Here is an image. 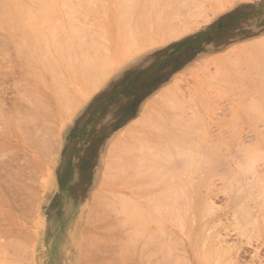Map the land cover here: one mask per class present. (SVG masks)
Returning <instances> with one entry per match:
<instances>
[{
    "label": "rangeland",
    "instance_id": "rangeland-1",
    "mask_svg": "<svg viewBox=\"0 0 264 264\" xmlns=\"http://www.w3.org/2000/svg\"><path fill=\"white\" fill-rule=\"evenodd\" d=\"M80 1L81 0H70L68 1L69 3H67V7L66 5L62 6L60 9L61 11L57 12L58 14L57 22L58 23L62 22L60 21L61 18L59 19L60 22L58 21V18L60 16L62 17L61 20H64V22L68 24L66 29L68 27L71 28V29L68 28L66 32L73 34V35L70 34L71 35L69 37L70 41L73 40V38H75L74 35L76 33L78 34V32H81L80 34L83 35L80 36V34H78V36L82 37L83 41L85 39L86 41L88 40L90 41V42L84 41L85 45L87 44V47H90L91 44L93 43L97 49V54H99V56L103 54V52L105 53L111 52L112 55L117 56V58L111 63L112 65H110L108 71L109 74L104 73L106 74V77L103 74L104 76L102 75L103 77L101 78V80H99L100 82H98V85H95V87L97 86V88L93 87L94 88L93 90L88 89V91L91 90V92L85 93L84 95H82L81 92H78L81 95L78 96L77 93L76 96H73L74 97L73 102L76 101L77 103L76 102L71 103L72 101H70L71 105L73 106H71L70 104H66L67 106L70 105L71 107L69 108H67V106L66 108L64 107L67 110L69 109L70 113L66 114L68 112L67 111L64 114V109H62V112L60 114L55 113L56 119L54 118L55 115H53V118H51L52 114L54 113L50 112L53 110H55L56 112V107L58 106L57 105L58 102L56 101L55 98L56 93L54 86H52L49 89L47 86H45L47 80L44 82L41 81L40 83V81L33 78L34 77L33 75L31 74H30L31 76L28 75L30 72L29 70H27V74H26L25 65H27L29 61L28 59H25L26 55L23 58L24 54L21 56L20 54L21 52L16 48L25 45L22 43V41L25 43L27 42L26 36H23L24 38L21 37V39L23 38L22 41H18V39L20 35H26V34H23L19 30L13 31V28H16L17 26H13L12 28L11 27L7 28V24L1 22L0 19V22L2 23V24L0 23V164H1L0 173L2 176V178L0 176V197H1L0 198L1 199L0 200V246H1L0 261H4L2 263L0 262V264H12V263L20 264L21 262L22 263L24 262L23 264H87V263L97 264V262H99L98 264H126L125 261L127 260V258L125 259L124 256H127V254H122V249H121L122 247L121 236H123L124 233L121 232L119 228L114 229L113 224L111 228L108 227V225L110 226V223L115 222L114 221L115 218L113 216L112 217L110 216L107 219L105 217L106 212L105 215H103L104 211L98 212L96 209L101 210L102 208L100 207V202H96V201L103 199V197H101L100 199H96V201L94 200V198L97 195H99L97 196L99 198L101 193L105 192L103 190L104 188L108 189V188L116 187L120 189L122 188L126 191L128 189H131L132 186L135 185L137 186L141 184V183H133V182L134 180L136 182H139L137 180L138 178H140L139 176L142 175L143 169L145 170L144 171L145 174H146V169H149L145 167H147L146 162L149 163L147 161V158L149 159L151 157L145 154L147 153L149 154L151 150L155 149L156 151L153 152H156V154L152 152L151 153L153 155L154 154L157 155L158 153L157 151H159L158 147H161V145L165 144V141H167V137L164 136V133L161 132V129L163 128L164 130L167 131L171 129V126L174 127L176 125V122L177 125L179 123V125L182 128L183 125L190 127L194 131V134L192 133L193 135H195L196 132L199 133L196 134L198 137L200 135L199 138L201 139L205 136L202 140L196 138L198 139L197 141L196 139H194L195 137L191 134L194 137L193 139L197 142V144L200 145L201 148L202 145L203 147L209 148L206 149V152L207 153L209 152L208 153L209 156L207 155V153H205L204 150L205 148L204 149L202 148L203 149L202 153L204 154H202L201 156L200 163L198 160H195L198 158L197 157L198 154L196 155L195 152L199 151V153H201L200 152L201 148L198 145L196 146H198L200 149L193 148L191 146L192 144H190L191 148H193L192 149L193 151L191 150V152L194 153L193 154L194 156H192V153L189 152L190 151L189 148H187L189 151L182 150V153L184 152L183 155L185 156H183L182 153L181 154L178 153L180 157H178L177 154L175 155L178 157V159L179 158L181 159L183 157H184L183 159H185V157L191 158V156L193 158L196 156L195 159L194 158L191 159L194 160L193 163H196L194 165L195 168L198 169L199 167H201L199 169L202 170V173L201 171H199V169H198L199 172L198 171L195 172L198 175L192 174L190 172L191 175L193 176H188V178L190 177V179L191 178L193 179L192 181L190 180V182H192L191 184L195 183L199 185L197 190H195L196 192H194L193 197H189L188 199L189 202L190 199L193 201V202L191 201L190 204L197 202V204L199 203L203 205L204 202L207 203V208L205 207V209L202 210L203 211L202 214L206 215L204 216V221H203L206 223V225L201 224V226L202 227L205 226V229L207 230L206 231L204 230V232H198L197 237H199L202 240H204L207 237V239L210 240L211 246L213 245L214 247L217 245L216 248L220 247L219 249H221L222 251L223 248L225 247L224 249L225 252H228V260L230 262L232 260L231 264H238V262L239 264H264V215H262L264 213L263 212L264 201H262L263 204L260 203V199L264 196V192H263L264 190L262 189L263 191L262 190H259L260 192L258 191L259 194H261V197L260 196H258V198H256L257 196L254 197L256 200H253L254 199L253 196L255 195V193L257 194L258 192L254 191V189H253L254 194L250 195L252 197L249 198L251 200H247L248 198H246L247 203L245 200L244 204L247 205L249 203L247 206L248 209L246 208L249 213L244 210L247 213L245 212L240 213L241 215L239 216V218L241 217L243 219L246 218L247 215H249L248 218H251V221L247 220L248 218L246 220L241 221V219L239 220L237 218L238 214H236L233 209H230V202L232 198L229 194V190H227L228 193L226 192L227 188L225 187L226 185L229 184L227 183L226 185H224L226 182L225 175L227 174L228 170L235 173L237 171L236 173L237 175L239 173L238 170H240V172H243L241 168L238 169V165L241 162H243L245 158V156L243 157V154L245 153L243 152V149L253 145L254 142H257L258 140L257 141L254 140L255 138L258 139L259 137H261V135L264 137V125H263L264 122L263 123L258 122L256 120L257 119L256 117L253 118L254 115H256V113L252 114L255 111L250 107L251 105H254L256 103L255 99L261 98L260 100H262L264 98V97L263 98L260 97L259 94L260 93L259 89H261L260 85H262V87L264 85L263 82H261L262 79L259 80L258 78L262 76L261 74L264 71L263 69L264 52H261L264 51V0H220V1L198 0L200 1V3L204 2V4H206L205 6L201 5L202 9L199 8L200 6H197V8L194 9L193 7H195V4L192 7V5H190L189 3V0L187 3H185L186 7L182 5L184 4L183 0L182 1L179 0L180 2L176 0L177 3L179 2L178 5L176 3L179 9V11L176 12H172L175 10L173 8H176L177 10V7H174L176 6L174 5L176 2L175 0H174L175 2L172 1L171 6L169 5L170 7L167 8L168 9L167 11L165 9L168 6V4L167 6H164L165 9L162 8L161 5H157L158 7L155 6V8L159 10L158 16L160 15L164 19L167 18L166 21H168L167 24H169L167 25L169 26L168 30L170 31V29L175 25L176 19L178 18L177 16L175 18V14H177L180 18L179 20H181V23L179 25L176 23V25L180 27H184L185 28L184 32L183 30H180L179 32L180 34L179 33L177 34L178 31L176 33L175 31H173V33L171 32L170 34L174 36L178 35L176 37L171 35L174 38L172 37L169 38L170 34L164 32L167 37L163 38L162 40L161 39L162 36L160 37V33H159L160 31H159L157 32L158 35L156 33V35H153L151 39L149 38V40L151 41L148 42V40L147 41L143 40V42L144 41L145 42L136 46L137 48L135 47V49H133L134 47H132V49H129L131 53L128 51L125 52L119 51L121 49L118 47V41H119V36L122 34L121 32L122 28L120 29V33L118 32L119 31L118 29L120 27H123V24L122 26L120 24H117L112 17L114 12L113 7L115 6L112 4L114 0H106V2H104L105 0H96V1L93 0V2L95 1L94 3L96 4L90 3L88 7L87 6L84 7V5L83 7H80L79 6ZM78 2L79 4H75ZM114 2H116V0ZM70 4L71 5L73 4V6H71ZM74 5H76V7ZM187 5H190L189 6L190 8L188 7L187 9ZM181 6L185 8L183 9ZM89 7L92 9L90 10ZM191 7L193 8V10H191V12L193 11L192 13H194V10L197 11V9L201 13L197 11V13L200 14H197L196 12L194 14H191L189 10L192 9ZM62 8L64 11L62 10ZM82 8L85 9V11L82 10ZM100 8L102 9V11ZM161 8L166 12H164ZM181 8L182 10L186 9L184 12H187V10H189L188 12H190L191 17L192 15H194V17L190 18L193 21H191L190 19L189 21L187 20L185 21L187 23V27L190 26L191 28V29L188 28V31L186 24L184 22L185 20L184 18L187 17L184 18L181 17L183 13V11H180ZM96 9L100 11H97ZM70 10L71 11L74 10V11L71 13ZM154 10H155L154 12L155 14L156 9ZM62 11L63 14H61ZM171 12L174 13L173 14L174 17H172L173 15L172 16L170 15ZM75 13L78 14V16ZM169 16H171L172 19ZM185 16L190 17L189 14ZM70 18H72L73 20H71ZM74 18L77 19V20L75 19L77 22L74 20ZM169 18L170 20H173L175 18L174 19L175 22L172 21L169 22L168 20ZM65 19L73 24L75 23V25L77 26H74ZM78 19L80 21L82 20L81 21L82 23L78 21ZM177 22L180 21H178L177 19ZM76 23L79 24L81 23L82 27L81 25ZM183 24L184 26H182ZM176 25L175 27L172 28V30L176 29L177 27ZM156 27L157 26H155V28ZM78 28L80 29L77 31ZM72 29L76 30L77 32L76 31L70 32L72 31ZM91 30L94 32H91ZM16 33L17 35L20 34L17 37L18 39L14 37V35L16 36ZM87 34L88 36L90 35L89 36L90 39L88 38V36H86ZM91 36L92 37L94 36L93 37L94 39L95 37L96 39L101 37L103 40L106 38L108 44L104 43V41L101 38L95 40L98 42L100 41L99 43H96ZM84 37L86 38L84 39ZM92 40L93 42L91 43ZM17 41L19 43H17ZM102 41L104 44H106V45L103 44V46L106 47L105 50H104L105 47H101L103 48L102 50L103 52H101V49L100 50L98 49V46L102 44L101 43ZM15 43H17L16 46ZM261 45L263 48L261 47ZM257 46H259L260 48H258ZM261 48L263 50H261ZM116 50L119 51L121 55L122 54L123 55L121 56L120 54H118ZM16 51H18L19 53L18 52L16 53ZM23 74L26 75V77ZM33 79H35L34 82ZM36 82L38 84H36ZM43 83H45V85H42ZM258 83H260V85ZM167 88L169 90L168 92H166ZM170 90L175 94L172 93ZM43 91L47 95L45 94V96H43L44 95L42 94ZM160 92H162L163 94L161 93L162 94L161 95ZM169 92L171 93L169 94ZM27 93L30 96L31 101L29 100V96L27 95ZM167 93L169 94V96ZM33 94L37 96V98L35 97V99L38 100L40 99L41 101V102L39 101L40 104L38 102H35L37 100L34 99ZM173 94L178 99H176V97H174ZM38 96H40L41 98ZM171 96H173V98ZM31 97H33L32 98L33 100L31 99ZM42 97L43 98L46 97L47 99L46 98L43 99ZM51 97L54 100L51 99ZM259 99H257L256 101H260ZM49 100L50 101L53 100L55 102V105L53 101L50 102ZM32 101H34L35 103L34 102L32 103ZM174 101L176 103H174ZM32 104L33 105L38 104L42 106L36 109V106L34 108ZM172 104H174L175 106ZM28 106L30 109L28 108ZM195 106L197 109L195 108ZM179 107L180 109H178ZM41 108L43 109V111H41L42 110ZM184 108L186 110L187 109L190 110L184 111L185 110ZM150 109H153V111H151ZM155 110H156V115L159 112L158 116L155 115ZM14 111H16L18 114L20 113V116H18V114ZM30 111L33 113H31ZM174 111L178 115L177 118H180L181 120L178 119L175 120V116H172ZM47 112L48 115H46ZM193 112L196 116L192 114ZM27 113L30 114V118L31 117L33 118V119L31 118L32 120L28 117L29 114ZM239 113L241 116L238 115ZM159 114L163 116L161 118L163 119L167 118L166 119L167 121L164 120L165 122L162 124L163 127L161 125V128H160V124L158 123L163 119H160L161 115ZM24 115L25 118L23 117ZM246 115H248V117L250 118L248 119ZM184 116H188V119H190L191 121L189 120L185 122L188 119ZM16 117L19 118L15 119ZM153 117L154 119H156L155 120L156 122H154L155 125L158 121L157 123L158 125H156L157 128L154 127L155 126L154 124L153 125L150 124V122L152 123V121H154L152 120ZM168 118H172V119L169 120ZM149 119L152 121L148 122ZM183 119L186 120L184 121ZM238 119H240V121ZM253 119L255 120V122ZM29 120H30V124H29ZM173 120H175L176 122ZM52 122H55L57 124ZM171 122H173L172 125ZM195 122L197 123L194 126L193 124ZM23 123L26 124L25 127ZM144 123L147 125H145ZM188 123H191L190 125H192V127L194 128L189 126ZM55 125L58 127H56ZM179 125L178 127H180ZM146 126H148L149 128ZM165 126L166 129L164 128ZM34 130L35 132L37 131L36 135ZM171 134L169 136H171ZM50 135L52 137H50ZM165 135L167 136L166 132ZM184 135L186 134H183V136ZM187 135L189 138L190 134ZM17 136L18 138H20L19 140ZM26 136L28 137V140H26L27 139ZM39 136L42 137L43 139L40 138ZM160 136H162L163 138ZM191 137L190 139L192 141H190V143L193 142V139ZM52 138H54L55 141ZM138 139L139 141H137ZM56 140L58 144L55 143ZM128 140H131L132 142ZM141 140L143 141L147 140V141L143 142ZM45 141L47 144L45 143ZM51 141L52 142L54 141L53 144ZM127 141L128 143L131 142V145L128 144ZM147 142L149 143V145H147L148 144ZM139 143L142 144V146L143 144L144 146L146 144L145 147L147 148L149 147L148 150L150 149V151L147 150L148 151L147 152L144 146L139 148L138 151H136L137 150L136 148L140 146ZM54 144L56 145L54 146ZM111 147L113 148L116 147L115 148L116 151H114ZM15 148L17 149V151ZM186 151L188 152L185 154ZM130 154L132 156H130ZM263 154H264V150H263ZM118 156L120 157L123 156V157L117 158ZM204 156H207L208 158V159L204 158L205 163L202 162ZM128 157H130V159ZM136 157L138 159H136ZM177 157H174V160ZM111 158H113L112 161ZM116 158L119 162L113 164V161L115 162ZM153 158L156 159L155 156ZM153 158H151V161L153 160ZM128 159L130 161H128ZM262 159H261L262 163L258 162L257 167L256 166L254 167V171L256 168V172L257 174L258 173L259 174L257 175L256 172L253 173H255V175L257 176L263 175L262 176L263 179L264 157ZM137 160L141 161V163L138 162ZM217 160L220 161L221 163L217 162ZM10 161L12 164L10 163ZM132 161L136 166H133ZM195 161H197L198 163ZM121 162L122 164H120ZM127 162H129V164L131 163L130 166L129 165L125 166ZM139 163L142 165L139 166ZM107 164H110L109 167L112 165L110 167L111 169L109 168L110 172L113 171L116 172L117 167L118 168L122 167L121 169H124L123 171L120 172L118 170L120 172L119 174L121 175V178L122 177L124 178V176L128 172L127 171L125 173L124 171L128 169L129 175L133 177V178L130 177L131 182H129V178H128L127 180L128 183L127 181L125 183L124 181L126 179L125 178L120 179L119 175H118L119 177L117 176L118 182L116 178H114L116 181L115 182L114 179H112V177L111 178L105 177V176L109 177L108 174L104 176V173H106V171H109V169L107 170L108 168ZM143 164H145L144 165L145 167L143 166ZM119 165L121 166L119 167ZM131 165L133 166V169H130L132 168ZM211 165H213V168ZM259 165L261 166L260 169H259ZM2 166L5 167V169H3ZM6 167H9V169ZM24 167H26L27 169ZM203 167L206 169H204ZM229 167L232 169H230ZM20 169L23 170L21 171ZM208 171H211L212 173L214 171V174L209 175ZM20 172H23L21 173L22 177H19ZM123 172L125 175L123 174ZM32 173L35 174L32 175ZM144 173L143 175H145ZM200 173L202 175H199ZM253 173L252 175L254 176ZM244 174H242V176L238 175L240 176L239 179L240 178L242 179L240 182L238 180L237 183V179H238L237 176L236 177L237 179H235L236 180L235 183H237V185L240 184V186H241V182L245 184L247 181H248L247 183L253 184L257 176L253 177L251 175V172L250 175L246 174V176H244ZM5 175L6 176L8 175V177L9 176L10 177L7 179ZM243 176L245 177L244 179ZM11 177L12 179H10ZM15 177L18 179H16ZM30 177L31 178L37 177V178L35 179L33 178L34 179L33 180ZM152 178L154 179L152 181L154 182L157 181L155 175ZM246 178H248L249 180L247 179L246 181ZM263 182H260L261 184L259 188L262 187ZM130 183H132V186L124 185ZM185 185L188 186V183ZM187 186H185L186 189L188 188ZM26 188L29 194L26 193L27 192ZM28 188L32 190H28ZM156 190H157V183H155L153 191L156 192ZM30 191H32L31 194ZM35 193H37V195H35ZM153 193L148 192L149 195ZM27 197L29 199H32L31 200L32 204L28 203L30 201H28ZM262 199L264 200V198ZM38 201L40 206L37 204L38 206L37 207L36 203H38ZM256 201L258 202V205L260 207L255 206L257 205ZM4 202L6 203V205ZM96 204L98 205V207L95 206ZM187 204L189 203L187 202ZM190 206L192 205H189V208ZM249 206H252V208H250ZM258 208H260V210H258ZM5 209L6 210L9 209V210L6 211ZM92 210H96V211H92ZM9 211L11 213H9ZM93 212L94 213L97 212L99 215L102 214L104 218H106L105 219L106 221L102 220L103 222H100L101 220L98 221L99 218L97 219L96 217H95L96 219L94 218L95 220L92 219L94 214L92 215L91 213ZM233 212L234 214H236L235 215L236 217L233 216ZM205 213H208V215ZM242 214H244L245 217L242 216ZM31 216L32 217L36 216V217L32 218ZM90 216H92V218H89ZM235 218L237 221L238 220L241 221L240 224L243 225H239V223L236 222ZM255 225H258L256 226L258 230H256ZM74 226H78L79 229L78 232H73ZM243 226L244 228H242ZM250 228L253 229L250 230ZM237 229L241 230L242 232H240L239 230L237 231ZM168 233L169 232L167 233L164 232V234H162L163 236H165L163 239L167 240V244L170 247L169 248L168 245L166 244L167 246L165 247L168 250L163 249L164 247L162 249L165 251L161 250L160 245L162 241L159 240L157 237H156L157 239L154 238L156 239L154 240V242L155 241L156 242L148 246L147 249L152 253L151 254L152 260L155 259L156 257L157 259L161 258V256H163V254L166 253L167 255L166 254L165 255L170 258L168 262L166 260V264H176L175 262H178L177 260H180L183 255L185 249L184 244L186 245L187 241L183 237L185 235L182 232H170L169 235ZM88 234L90 235L92 234V236H94L92 237L94 238V240L91 239L92 240L91 242L89 241L90 239L87 240V237H90V235ZM170 234L172 236H170ZM84 235L85 236L88 235L86 239L84 238ZM96 236L103 237L102 240L101 238H97V240L98 241L100 240L101 243L100 242H98V244L96 243L95 240ZM169 238L170 240L173 241L171 242L168 241ZM74 241H76L77 244H75ZM88 241L90 242V245L93 246H90ZM177 241L179 245H177L178 244ZM3 242H5L4 246L2 245ZM8 244H10V246H8ZM25 245L26 248L28 247L27 248L28 251L26 248H24ZM5 246H7L8 249ZM156 246H157V250H156ZM109 247L110 249H108ZM158 247H159V251H158ZM6 250H8V252H11V254L13 255H11L10 253H6L7 252ZM14 250L16 255L20 254L21 252L19 257L17 256L18 263L13 262L16 261L14 260V258H16V256H14L13 253ZM114 252H116L117 254L116 253L114 254ZM23 253H25L26 255ZM113 254L118 257L116 258L114 256L116 258L115 259L113 257ZM233 254L235 255V257L233 256ZM85 255L87 256V258ZM111 255L113 257L112 260L115 259V261L112 263H110L111 258H109ZM119 255L120 257L122 255L124 256H122V258L119 259L120 258ZM21 256L22 257L25 256L28 260L25 257L21 258ZM133 257L132 256L128 257L129 259L127 260L128 261L127 264H140V262H138L137 259ZM167 257H165L164 259H166ZM98 258H100V260ZM171 259L172 260L175 259L176 261L174 260L175 262L173 263ZM215 260L216 257H214V259L212 260L213 264H219L222 261V260L220 261V258L216 260L217 262ZM179 263L180 262H178V264Z\"/></svg>",
    "mask_w": 264,
    "mask_h": 264
},
{
    "label": "bare ground",
    "instance_id": "bare-ground-1",
    "mask_svg": "<svg viewBox=\"0 0 264 264\" xmlns=\"http://www.w3.org/2000/svg\"><path fill=\"white\" fill-rule=\"evenodd\" d=\"M68 1H70V0H0V19H1V22H4V24H7V28H12L13 26H17L16 28H13V31H17V30H19L20 32H22L23 34H26V35H20V37H19V39L17 38L19 35H17V33H16V36L14 35V37H16L17 39H18V41H22V39L24 38L23 36H26L27 37V42L25 43V42H23L22 41V43L23 44H25V45H23V46H20L19 48L18 47H16L21 53V56L23 55V58H24V56H25V59H28V61H29V65L27 64V65H25L26 67H25V73L27 74V70H29L30 72H29V76H31V75H33L34 77L33 78H35V79H37L38 81H40V83H41V81L42 82H44V81H46L47 80V82H46V85H45V83H43L42 85H45V86H47L49 89L52 87V86H54V89H55V93H56V95H55V98H56V101L58 102V106L56 107V112H55V110H53V111H50V112H53L54 114H52V117L51 118H53V115H55V113H57V114H60L61 112H62V109H64V114H65V112H67L66 114H68V113H70L69 112V109L67 110V109H65L66 108V104H70L71 105V103H74V102H76V101H74L73 102V100H74V97L73 96H76L77 95V93L78 92H81L82 93V95H84L85 93H88V92H91V90H93L94 88L93 87H95V85H98V82H100L99 80H101V78L105 75V77H106V74H109V67H110V65H112L111 63L117 58V56H114V55H112V53L110 54L109 52V54L106 52H103L102 50H103V48H101V47H105V46H103V44L104 43H106V44H108V42H107V40H106V38L103 40L101 37V39L104 41V43H103V41L101 42L102 44L101 45H99L100 46V48H99V46H98V49L100 50L101 49V52H103V54H101L100 56H99V54H97V49H96V47L94 46V44L92 43L93 42V40L91 41V43L93 44H91V46L90 47H87V44L85 45V42H90L89 40L88 41H86V37H84V41L82 40V37H80V36H82L80 33L81 32H78V34H80V36H78V34L76 33L75 35H74V37L76 38V40H75V38H73V40H69V37L71 36V35H73V34H71V33H69V36H68V33H66L67 32V29L69 28H67L66 29V27L68 26V24L67 23H65L64 22V20H61L62 19V17H60L59 16V18H58V21H59V19H60V21H62V22H60V23H58L57 22V16H58V14H57V12L59 11H61L60 9H61V7L62 6H64V5H66V7H67V3H69ZM89 1V2H88ZM91 0H81L80 1V4L82 5H80L79 4V2L78 3H75V4H79V6L80 7H83V5H84V7H88V5L90 4V3H94L93 2V0L90 2ZM115 1V0H114ZM113 1V5H115L114 7H113V10H114V12H113V15H112V17H113V19H114V21L117 23V24H120L121 26H122V24H123V27H120L118 30V32L120 33V29H121V32H122V34L119 36V41H118V47L121 49V50H119L120 52H125V51H128V52H130V50L129 49H132V47H134L133 49H135V47L136 46H138V45H140L141 43H144L143 42V40H148V42L149 41H151V40H149V38L151 39V37H153V35H156V33L157 32H159L160 33V37H161V39L163 40V38H165V37H167L166 35H165V33L164 32H167L168 34H170L171 32L173 33V31H175V33L177 32V34L180 32V30H183V32H184V27H180V26H177L176 25V23L179 25L180 23H181V20H179L180 18H179V16L177 15V14H175V18H176V16L178 17L177 19H178V21H180V22H177V19H176V22H175V18L173 19V20H170V18L168 19L169 20V22H175V25L177 26L176 27V29H173L172 30V28L173 27H175V25L170 29V31L168 30V28H169V26H167V25H169V24H167V22L168 21H166V19L167 18H163L162 16H158V12H159V10H157V8H155V6L156 7H158L157 5H161V7L162 8H164L165 9V7L164 6H167V4H168V6L166 7V11L168 10L167 8L168 7H170L171 6V4H172V1L173 2H175L174 0H116V2H114ZM177 1H179V0H177ZM177 1L175 2V4L174 5H176V3H177ZM182 1V0H181ZM186 1V0H185ZM184 0H183V2H184V4H182V5H184L185 7H186V5H185V3H187L188 2V0L185 2ZM220 1V0H219ZM74 2V1H73ZM73 2H70V3H73ZM99 2V1H98ZM104 2H106V0L104 1ZM180 2V1H179ZM178 2V3H179ZM182 2V3H183ZM216 2V1H215ZM83 3V4H82ZM114 3H116V4H114ZM178 3H177V5H178ZM189 3H190V5H192V7L194 6V4H195V7H193L194 9L195 8H197V6H200L199 8H201L202 9V6L201 5H203V6H205L206 4H204V2H202V3H200V1H198V0H189ZM200 3V4H199ZM94 4H96V3H94ZM103 4V3H102ZM106 4V3H105ZM197 4V5H196ZM69 5V4H68ZM71 5V4H70ZM100 5V4H99ZM170 5V6H169ZM174 6V7H177V10H176V8H173V9H175L174 11H172V12H176V11H179V9H178V6ZM190 5H187V9H188V7L190 6ZM209 5V4H208ZM217 5V4H216ZM71 6H73V4L71 5ZM75 7H76V5H74ZM78 6V7H79ZM97 6V5H96ZM101 6H103V5H101ZM173 6V5H172ZM221 6V5H220ZM65 7V8H66ZM79 7V8H80ZM90 7H91V5H90ZM89 7V8H90ZM93 7V6H92ZM179 7H180V5H179ZM182 7V6H181ZM184 7V8H185ZM191 7V8H192ZM209 7V6H208ZM70 8V7H69ZM161 8V9H162ZM183 8V7H182ZM182 8H181V10L180 11H183V13H182V16H181V13H180V16L181 17H187V18H184L185 20H184V22L187 20V21H189V19L190 18H192V17H194V15H192V17H191V14H194L195 12L197 13V11H198V9H197V11L196 10H194V13H192L191 12V10H193V8L192 9H189L190 10V12H191V14H190V12H188L189 10H187V12H188V14L190 15V17L189 16H185V15H188L187 14V12H184L185 10H182ZM183 8V9H184ZM190 8V7H189ZM206 8V7H205ZM92 8H90V10H91ZM101 9V8H100ZM154 9H156V13H157V15H156V13L154 14V12H155V10ZM210 9V8H209ZM62 10H63V8H62ZM69 10V9H68ZM82 10H84L85 11V9H83L82 8ZM97 10V9H96ZM103 10H104V8H103ZM163 10V9H162ZM64 11V10H63ZM63 11L61 12V14H63ZM71 11V10H70ZM74 11V10H73ZM73 11H71V13L73 12ZM97 11H100V10H97ZM101 11H102V9H101ZM164 11V10H163ZM166 11H164V12H166ZM202 11V10H201ZM76 12H77V10H76ZM91 12H93V11H91ZM96 12V11H95ZM162 12V11H161ZM171 12V13H172ZM198 12H200V11H198ZM66 13H67V11H66ZM78 13H79V11H78ZM102 13V12H101ZM104 13V12H103ZM170 13V15L172 16L174 13H172L171 14ZM178 13V12H177ZM186 13V14H185ZM201 13V12H200ZM200 13H197V14H200ZM76 14V13H75ZM83 14V13H82ZM165 14V13H164ZM67 15V14H66ZM65 15V16H66ZM77 16H78V14H76ZM81 15V14H80ZM162 15V14H161ZM86 16V15H85ZM164 16H166V15H164ZM171 16H169V17H171ZM67 17V16H66ZM70 17H71V15H70ZM172 17H174V15L172 16ZM172 17H171V19H172ZM196 17V16H195ZM197 17H198V15H197ZM73 18V17H72ZM72 18H70L71 20H73ZM102 18V17H101ZM64 19V18H63ZM68 19V18H67ZM76 18H74V20H75ZM80 19V18H79ZM78 19V21H80ZM82 19V18H81ZM66 20V19H65ZM77 20V19H76ZM75 20V21H76ZM104 20V19H103ZM191 21H193L192 19H190ZM66 21H68V20H66ZM82 21V20H81ZM80 21V22H81ZM92 21V20H91ZM121 21V22H120ZM0 22V23H1ZM69 23H71L70 21H68ZM74 22V21H73ZM77 22V21H76ZM83 22H84V20H83ZM86 22V21H85ZM82 23V22H81ZM81 23L79 24V23H76V24H79V25H81ZM92 23V22H91ZM94 23V22H93ZM2 24V23H1ZM3 24V25H4ZM67 24V25H66ZM71 24H73V23H71ZM85 24V23H84ZM185 24H186V27H187V23L185 22ZM9 25H11V26H9ZM74 26H77V25H75V23L73 24ZM95 25V24H94ZM97 25V24H96ZM98 25H101V24H98ZM189 25H191V24H189ZM6 26V25H5ZM5 26H4V28H5ZM69 26H70V24H69ZM155 26H157L156 28H155ZM182 26H184V24L182 25ZM81 27H82V25H81ZM85 27V26H84ZM19 28V29H18ZM98 28V27H97ZM99 28H101V27H99ZM183 28V29H182ZM188 28H190V26L189 27H187V31H188ZM14 29H16V30H14ZM69 29H71V28H69ZM74 29V28H73ZM72 29V31H70V32H75L76 30H73ZM76 29V28H75ZM80 28H78L77 29V31L79 30ZM191 29V28H190ZM66 30V31H65ZM103 30V29H102ZM167 30V31H166ZM172 30V31H171ZM9 31H12V30H9ZM76 31V32H77ZM84 31V30H83ZM89 32V31H88ZM91 32H94V31H92L91 30ZM106 32V31H105ZM85 33H86V31H85ZM174 33V34H175ZM182 33V32H181ZM71 34V35H70ZM95 34H96V32H95ZM167 34V35H168ZM180 34V33H179ZM9 35V34H8ZM7 35V36H8ZM157 35H158V33H157ZM172 34H170L169 35V38H171L172 36H174V35H172ZM84 36H85V34H84ZM86 36H88V34L86 35ZM90 36V35H89ZM89 36H88V38H89ZM176 36H178V35H175L174 37H176ZM10 37V36H9ZM8 37V38H9ZM13 37V36H12ZM21 37H23L22 39H21ZM92 37V36H91ZM94 37V36H93ZM92 37V38H93ZM98 37H99V34H98ZM158 37V36H157ZM174 37H172V38H174ZM72 38V37H71ZM70 38V39H71ZM87 38V39H88ZM100 38H98V39H100ZM103 38H104V36H103ZM11 39V38H10ZM90 39V38H89ZM94 39V38H93ZM98 39H96V37H95V39H94V41L95 40H98ZM159 39V38H158ZM13 40H15V39H13ZM25 40V39H24ZM17 41V43H19ZM26 41V40H25ZM106 41V42H105ZM155 41H157V40H155ZM16 42V41H15ZM96 43H99L98 41H95ZM10 43H12V42H10ZM17 43H15V46H16V44ZM261 43V42H260ZM89 44V43H88ZM106 44H104V45H106ZM117 45V44H116ZM19 46V45H18ZM96 46H97V44H96ZM117 47V46H116ZM117 47V48H118ZM258 48H260L259 46H257ZM261 47H262V45H261ZM137 48V47H136ZM263 48V47H262ZM261 48V50H263ZM96 49V50H95ZM106 49V47L104 48V50ZM119 51H117L116 50V52L118 53V54H120V52ZM259 51H260V49H259ZM259 51H257V52H259ZM18 51H16V53H17ZM127 52V53H128ZM261 52H264V51H261ZM19 53V52H18ZM131 53V52H130ZM117 54V55H118ZM125 54V53H124ZM263 54V53H262ZM261 54V55H262ZM121 55V54H120ZM119 55V56H120ZM123 55V54H122ZM121 55V56H122ZM264 56V55H263ZM263 56H262V58H263ZM264 59V58H263ZM255 61V60H254ZM25 63V62H24ZM261 64H263V63H261ZM113 67V66H112ZM111 67V68H112ZM28 68V69H27ZM110 68V69H111ZM114 68V67H113ZM23 69V68H22ZM264 69V68H263ZM23 71V70H22ZM263 71V70H262ZM108 72V73H107ZM23 73V72H22ZM104 73H106V74H104ZM31 74V75H30ZM104 74V75H103ZM24 75V74H23ZM103 75V76H102ZM262 76L261 77H258L259 78V80L260 79H262L261 80V82H263V85H264V71L262 72V74H261ZM25 77H26V75H24ZM108 76V75H107ZM257 78V79H258ZM35 79H33V82H34V80ZM37 81V82H38ZM36 82V84H38ZM260 82V81H259ZM35 84V83H34ZM174 84V83H173ZM259 85H260V83H258ZM262 84V83H261ZM30 86V85H29ZM38 86V85H37ZM261 86V89H259L258 91L260 92L259 94H260V97H264V86L262 87V85H260ZM95 88H97V86L95 87ZM88 89H91L90 91H88ZM163 91V90H162ZM169 90H168V88H167V91L166 92H168ZM171 91V90H170ZM164 92V91H163ZM172 92V91H171ZM171 92H169V94L171 93ZM244 92H245V90H244ZM25 93V92H24ZM32 93V92H31ZM34 93H37V92H34ZM76 93V94H75ZM162 92H160V94H161ZM172 93H174V92H172ZM42 94H44L43 96H45V92L43 91L42 92ZM53 94V93H52ZM163 94V93H162ZM161 94V95H162ZM168 94V93H167ZM169 94H168V96H169ZM175 94V93H174ZM173 94V95H174ZM258 94V95H259ZM27 95H28V93H27ZM32 95V94H31ZM34 95V99H35V97L37 98V96H35V94H33ZM41 95V94H40ZM47 95V94H46ZM79 95H81V94H79L78 93V96ZM29 96V95H28ZM164 96V95H163ZM162 96V97H163ZM38 97H40V96H38ZM48 97V96H47ZM53 97V96H52ZM51 97V99H53ZM161 97V96H160ZM167 97V96H166ZM172 98H173V96H171ZM174 97H176L175 95H174ZM33 97H31V99H32ZM41 98V97H40ZM43 98V97H42ZM44 98H46V97H44ZM43 98V99H44ZM76 98V97H75ZM83 98V97H82ZM170 98V97H169ZM47 99V98H46ZM157 99H158V97H157ZM176 99H178L177 97H176ZM257 99H259V98H257ZM257 99H255V104L254 105H249L255 112H253L252 114H254V113H256V115H254V117L253 118H257L256 120L258 121V122H264V98L262 99V100H260V101H256ZM29 100H30V96H29ZM29 100H27V101H29ZM33 100V99H32ZM35 100H37V101H35V102H38L39 103V101H40V99L38 100V99H35ZM42 100V99H41ZM54 100V99H53ZM53 100H49L50 102H52ZM76 100V99H75ZM192 100V99H191ZM31 101V100H30ZM70 101H72L71 103H70ZM172 101V100H171ZM181 101V100H180ZM251 101V100H250ZM249 101V102H250ZM23 102V101H22ZM34 101H32V103H33ZM34 102V103H35ZM41 102V101H40ZM44 102V101H43ZM49 102V103H50ZM54 102V101H53ZM165 102V101H164ZM176 102H177V100H176ZM175 101H174V103H176ZM191 102V101H190ZM31 103V102H30ZM29 103V104H30ZM47 103V102H46ZM64 103H65V105H64ZM77 103V102H76ZM179 103V102H178ZM181 103V102H180ZM28 104V105H29ZM40 104V103H39ZM48 104V103H47ZM46 104V105H47ZM161 104V103H160ZM186 104V103H185ZM33 105V104H32ZM38 105V104H37ZM36 104H34L33 106H34V108H35V106H36V109L37 108H40L41 106L40 105H38L37 106ZM54 105H55V102H54ZM68 105L67 106V108H69V107H71V106H73V105ZM170 105V104H169ZM172 105H174V104H172ZM171 105V106H172ZM63 106V107H62ZM165 106H166V104H165ZM175 106V105H174ZM173 106V107H174ZM178 106V105H177ZM188 106V105H187ZM253 106V107H252ZM31 107V106H30ZM44 107H46V106H44ZM65 107V108H64ZM74 107H76V106H74ZM172 107V108H173ZM245 107V106H244ZM246 107H248V106H246ZM28 108H29V106H28ZM27 108V109H28ZM48 108V107H47ZM49 108H50V106H49ZM73 108V107H72ZM175 108V107H174ZM173 108V109H174ZM186 108V107H185ZM184 108V109H185ZM195 108H196V106H195ZM15 109V108H14ZM30 109V108H29ZM32 109H33V107H32ZM42 109V108H41ZM40 109V110H41ZM46 109V108H45ZM44 109V110H45ZM54 109H55V107H54ZM178 109H180V107L178 108ZM183 109V110H184ZM197 109V108H196ZM250 109V108H249ZM39 110V111H40ZM47 110V109H46ZM66 110V111H65ZM73 110V109H72ZM151 111H153V109H150ZM172 110V109H171ZM190 110V109H189ZM188 109L186 110H184V111H189ZM232 110H234V109H232ZM31 111H33V110H31ZM30 111V112H31ZM41 111H43V109L41 110ZM177 111V110H176ZM182 111V110H181ZM196 111H198V110H196ZM236 111V110H235ZM252 111V110H251ZM14 112H16V111H14ZM29 112V113H30ZM191 112V111H190ZM237 112V111H236ZM239 112V111H238ZM17 113V112H16ZM29 113H27V114H29ZM31 113H33V112H31ZM30 113V114H31ZM73 113V112H72ZM159 113V112H158ZM158 113H157V115H156V110H155V115L156 116H158ZM171 113H173V112H171ZM174 113H175V111H174ZM172 114V116H175V120H181L180 118H177V113H175V114ZM233 113V112H232ZM235 113V112H234ZM18 114V113H17ZM26 114V115H27ZM30 114H29V118H30ZM41 114V113H40ZM45 114V113H44ZM51 114V113H50ZM143 114V113H142ZM141 114V115H142ZM192 114H194V112L192 113ZM245 114H246V112H245ZM46 115H48V112H47V114ZM159 115H161V114H159ZM171 115V114H170ZM188 115V114H187ZM191 115V114H190ZM195 115V114H194ZM238 115H240V113L238 114ZM15 116H16V114H15ZM18 116H20V113L18 114ZM41 116V115H40ZM51 116V115H50ZM149 116H150V114H149ZM180 116V115H179ZM182 116V115H181ZM189 116V115H188ZM188 116H184V117H186L187 119H188ZM196 116V115H195ZM241 116V115H240ZM247 117H248V115H246ZM24 118H25V115L23 116ZM62 117H63V115H62ZM151 117H152V115H151ZM151 117H150V119H151ZM161 117H163L162 115L160 116V119H163V118H161ZM191 117V116H190ZM233 117H234V115H233ZM19 117H16L15 119H18ZM32 118V117H31ZM30 118V119H31ZM54 118L56 119V115L54 116ZM143 118H144V116H143ZM143 118H142V120H143ZM146 118V117H145ZM195 118H197V117H195ZM250 117H248V119H249ZM22 119V118H21ZM28 119V118H27ZM33 119V118H32ZM31 119V120H32ZM44 119V118H43ZM60 119V118H59ZM149 119V121L148 122H150V121H152V120H154V121H152V123L150 122V124H154V122H156L155 120L156 119H154V117L152 118V120H150ZM159 119V120H160ZM167 119V118H166ZM166 119H163V120H161L159 123H158V121H157V123L158 124H160V128H161V125L165 122L164 120H166ZM169 120L170 119H172V118H168ZM192 119V118H191ZM49 120V119H48ZM61 120H62V118H61ZM146 120H148V119H146ZM169 120H168V122H169ZM175 120H173V121H175ZM184 120V119H183ZM186 120V119H185ZM184 120V121H185ZM190 119H188V120H186L185 122H187V121H189ZM194 120V119H193ZM199 120V119H198ZM197 120V121H198ZM239 121H240V119H238ZM254 120V119H253ZM45 121V120H44ZM167 121V120H166ZM191 121V120H190ZM233 121V120H232ZM236 121V120H235ZM27 122V121H26ZM49 122V121H48ZM140 122V121H139ZM145 122V121H144ZM176 122V121H175ZM175 122H174V124H175ZM194 122V121H193ZM242 122H243V120H242ZM254 122H255V120H254ZM15 123V122H14ZM52 123H55V122H52ZM147 123V122H146ZM156 123V125H158ZM192 123V122H191ZM191 123H188L189 124V126H191L192 127V125H190ZM197 122H195L193 125L195 126V124H196ZM235 123V122H234ZM239 123V122H238ZM24 124V123H23ZM29 124H30V120H29ZM32 124V123H31ZM36 124V123H35ZM38 124V123H37ZM40 124V123H39ZM55 124H57V123H55ZM141 124H143V123H141ZM145 124V123H144ZM148 124V123H147ZM147 124H145V125H147ZM173 124V122H171V125ZM25 125L26 124H24V127H25ZM155 125V124H154ZM156 125L154 126L155 128H157L156 127ZM178 125H179V123H178ZM178 125H177V122H176V125L174 126V127H172L171 126V129H169V130H164L163 128L161 129V132L162 133H164V136L165 137H167V141H165V144H163V145H161V147H158L159 148V151H160V153H159V151H157L158 153H157V155H155L156 154V152H153V151H156L154 148V150H151V152L152 153H155L154 155L150 152L149 154L147 153L148 151H150V149L148 150V148L147 147H145L146 146V144H145V146H144V144H143V146L146 148V153L147 154H145V155H149V157H151V158H153L154 156H155V158L156 159H154L153 158V160L151 161V158H147V161L149 162V163H147L146 162V165H147V167H145L144 165L145 164H143V166L145 167V168H149V169H146V174L144 173V169H143V172L142 171H140V172H142V175L141 176H139L140 178H138V180L137 181H139V182H136L135 180H134V182L133 183H141V184H139V185H135V186H132V183H130V184H124V185H129V186H132L131 187V189H128V190H124V189H120V188H104L103 190L105 191L104 193L102 192L101 193V195H100V197L98 198L97 196H99V195H97L95 198H94V200L96 201V199H100L101 197H103V199H100V200H97L96 202H100V207L102 208L101 210H98V209H96L98 212L99 211H104V213H103V215H105V212H106V215H105V217L108 219V217H114L115 219H114V223H110V226L108 225V227L109 228H111V226H112V224L114 225V229H120L121 230V232H123L124 233V235L123 236H121V242H122V247H123V245H124V247H126V248H122L121 247V249H122V254H127V256L129 255V256H134L133 258H136L137 259V261L138 262H140V264H166V260H167V262L170 260V258L169 257H167L166 255V253H164L163 254V256H161V258H158L157 259V257L155 258V259H157V260H155V259H153V260H155V261H157V262H155V261H153L151 258H152V256H151V252L147 249V247L148 246H150V245H152L153 243H155L154 242V240H156L157 238L159 239V240H161L160 242H161V245H160V248H161V250H163V249H165V250H168V249H166V247L165 246H167L168 244H167V240L166 239H163L165 236H163L162 234H164V232H182L185 236H183L184 238H185V240L187 241L186 242V245L184 244V252H183V255H182V257H181V259L180 260H177L178 262H180L179 264H211L212 263V260L214 259V257H216V260L218 259V258H220V263L219 264H231V262H232V260H231V262L228 260V252H225V247L223 248V251L221 250V249H219V248H216L217 247V245L216 246H214L213 247V245L211 246V243H210V240H208L207 239V237L204 239V240H202V239H200L199 237H197L198 236V232H204V230L206 231L207 229H205V226H203L204 227V229H203V227L201 226V224L202 225H206V223L205 222H203L204 221V216H206V215H203L202 214V210H204L205 209V207L207 208V203H203V205H201V204H197V202L196 203H191L190 204V202L192 201L191 199H190V202H189V197H193V195H194V192H196L195 190H197V188L199 187V185H197V184H191L192 182H190V180L192 181L193 179L191 178L190 179V177L188 178V176H193V175H191V173L192 174H196L195 172L196 171H198V169L199 168H201V167H199L198 169H196L195 168V164L196 163H193L194 162V160H192L193 158L195 159V157H193L192 158V156H194L193 154L194 153H192L191 152V150L193 149V148H196V149H200L201 147H200V145L199 144H197V142L194 140V139H196V138H199L200 137V135H199V137L197 136V134H199V133H197L196 131H198V130H196L195 132L197 133H195V135H193L194 134V131L190 128V127H188V126H184L183 124V128L180 126V127H178ZM186 125V124H185ZM239 125V124H238ZM263 125H264V123H263ZM19 126V125H18ZM17 126V127H18ZM28 126V125H27ZM31 126V125H30ZM56 126V125H55ZM144 126V125H143ZM56 127H58V126H56ZM146 127H148V126H146ZM162 127H163V125H162ZM204 127V126H203ZM21 128V127H20ZM28 128V127H27ZM149 128V127H148ZM152 128V127H151ZM154 128V129H155ZM165 129H166V126L164 127ZM192 128H194V127H192ZM239 128V127H238ZM25 129V128H24ZM29 129V128H28ZM27 129V130H28ZM47 129V128H46ZM158 129H159V126H158ZM196 129H198V128H196ZM201 129H202V126H201ZM27 130H25V131H27ZM171 130V131H170ZM204 130V129H203ZM33 131V130H32ZM159 131V130H158ZM169 131V132H168ZM34 132H35V130H34ZM160 132V131H159ZM165 132H166V134H167V136L165 135ZM24 133V132H23ZM36 133H37V131L35 132V135H36ZM45 133V132H44ZM174 134V135H172V134ZM193 133V134H192ZM204 133V132H203ZM41 134V133H40ZM143 134H145V133H143ZM171 134V136H169ZM179 134V135H178ZM183 134H186V135H184L183 136ZM187 134H190V136H189V138H188V135ZM195 137H193L192 135ZM34 135V134H33ZM38 135V134H37ZM48 135V134H47ZM203 135H205V134H203ZM260 135V134H259ZM23 136H24V134H23ZM29 136V135H28ZM192 136V137H191ZM197 136V137H196ZM202 136V135H201ZM27 137V136H26ZM32 137V136H31ZM34 137V136H33ZM40 137V136H39ZM48 137V136H47ZM50 137H52L51 135H50ZM160 137H162V136H160ZM171 137V138H170ZM177 137H180V138H177ZM190 137L193 139V142H191L190 143V141H192L191 139H190ZM205 137V136H204ZM203 137V138H204ZM257 137V136H256ZM16 138V137H15ZM17 138H18V136H17ZM40 138H42V137H40ZM129 138V137H128ZM136 138H138V137H136ZM163 138V137H162ZM202 138V139H203ZM20 138H18V140H19ZM43 139V138H42ZM47 139V138H46ZM45 139V140H46ZM49 139V138H48ZM52 139H54V138H52ZM124 139V138H123ZM123 139H121V140H123ZM139 139H141V138H139ZM139 139L137 140V141H139ZM169 139V140H168ZM176 139V140H175ZM199 139H201V138H199ZM201 139V140H202ZM26 140H28V137H27V139ZM30 140V139H29ZM197 141H198V139H196ZM205 140V139H204ZM254 140H258L257 142H254L253 143V145H251V146H248L247 148H244L243 149V152H245L244 154H243V157L245 156V158H244V161L243 162H241L239 165H238V169H240L241 168V170L245 173H243V172H240V170H238V172L239 173H241V174H239L238 173V175H240V176H242V174H244V176H246V174L248 175H250V172H251V175H252V173L253 172H256V168H255V171H254V167L256 166L257 167V163L258 162H261V159L264 157V154H263V148H264V137L261 135V137H259L258 139L257 138H255ZM22 141V140H21ZM33 141V140H32ZM54 141H55V139H54ZM53 141V142H54ZM128 141H131V140H128ZM128 141H127V143H128ZM141 141H143V140H141ZM145 141V140H144ZM143 141V142H144ZM147 141V140H146ZM145 141V142H146ZM38 142V141H37ZM52 142V141H51ZM53 142H52V144H53ZM125 142V141H124ZM132 142V141H131ZM131 142H129L128 144H130L131 145ZM202 142V141H201ZM204 142H206V141H204ZM3 143V142H2ZM45 143H46V141H45ZM55 143H57V140H56V142ZM117 143V142H116ZM126 143V144H127ZM134 143V142H133ZM132 143V144H133ZM141 143V142H140ZM139 143V147L138 148H136L137 150L136 151H138V149L139 148H141V147H143L142 146V144H140ZM148 143V142H147ZM154 143V142H153ZM4 144V143H3ZM47 144V143H46ZM48 144H51V143H48ZM58 144V143H57ZM112 144H114V143H112ZM111 144V145H112ZM157 144V143H156ZM190 144H192L191 146L193 147V148H191V146H190ZM32 145V144H31ZM45 145V144H44ZM56 144H54V146H55ZM116 145V144H115ZM122 145H123V142H122ZM125 145V144H124ZM147 145H149V143L147 144ZM159 145V144H158ZM196 145H198V146H195ZM202 145V144H201ZM249 145V144H248ZM39 146H40V144H39ZM42 146V145H41ZM48 146V145H47ZM50 146H53V145H50ZM127 146V145H126ZM136 146V145H135ZM160 146V145H159ZM206 146V145H205ZM246 146V145H245ZM5 147V146H4ZM45 147V146H44ZM49 147V146H48ZM114 147V146H113ZM113 147H111L114 151H116L115 150V148H113ZM132 147V146H131ZM215 147H217V146H215ZM133 148V147H132ZM187 148H189V150L187 149ZM191 148V149H190ZM202 148L205 150V153H207L206 152V149H209V148H206V147H203V145H202ZM201 148V153H199V151L198 152H195L196 153V155H197V157L199 158V156H200V160L197 158V159H195V160H198L199 161V163L201 162V156H202V154H204V153H202V151H203V149ZM212 148V147H211ZM16 149V148H15ZM213 149V148H212ZM13 150V149H12ZM49 150V149H48ZM55 150V149H54ZM112 150V151H113ZM134 150H135V148H134ZM141 150V149H140ZM144 150V149H143ZM182 150H188L190 153H192V156H191V158H186L185 157V159H183L184 157L183 156H185V155H183L184 154V152L182 153ZM214 150H216V149H214ZM245 150V151H244ZM16 151H17V149H16ZM56 151H57V149H56ZM188 151H186L185 152V154L188 152ZM193 151V150H192ZM208 151V150H207ZM111 152V151H110ZM178 153H182V155L183 156H181V157H183V158H179L178 159V157H180L179 155H178ZM189 153V154H190ZM209 153V152H208ZM208 153H207V155H208ZM177 154V156H175ZM199 154H201V155H199ZM214 154V153H213ZM191 155V154H190ZM211 155V154H210ZM112 156V155H111ZM124 156H126V155H124ZM128 156V155H127ZM130 156H132L131 154H130ZM135 156H137V155H135ZM134 156V157H135ZM209 156V155H208ZM217 156V155H216ZM121 157H123V156H121ZM120 156H118L117 158H121ZM143 157V156H142ZM171 157H173V158H171ZM174 157H177L175 160H174ZM214 157H215V155H214ZM214 157H213V159H214ZM114 158V157H113ZM113 158H111V161H112V159ZM117 158H116V161L114 162L113 161V164H115V163H118L119 161L117 160ZM127 158V157H126ZM129 159H130V157H128ZM204 158H207V156H204L203 157V159H202V162H204ZM219 158V157H218ZM108 159V158H107ZM128 159V161H130ZM134 159V158H133ZM136 159H138L137 157H136ZM208 159V158H207ZM210 159V158H209ZM115 160V159H114ZM132 160V159H131ZM135 160V159H134ZM143 160V159H142ZM178 160H180V161H178ZM220 160V159H219ZM238 160V159H237ZM263 160V159H262ZM123 161V160H122ZM138 162H140L141 163V161H139V160H137ZM153 162V163H152ZM195 162H197V161H195ZM217 162H220V161H218L217 160ZM217 162H215V163H217ZM9 163V162H8ZM10 163H11V161H10ZM112 163V162H111ZM139 163V166L140 165H142V164H140ZM198 163V162H197ZM205 163V162H204ZM221 163V162H220ZM262 163V162H261ZM4 164V163H3ZM12 164V163H11ZM120 164H122V162L120 163ZM124 164V163H123ZM131 164V163H130ZM130 164H129V162H127V164L125 165V166H127V165H129L130 166ZM132 164H133V166H136L135 164H134V162L132 161ZM148 164H150V165H148ZM210 164H211V162H210ZM219 164V163H218ZM256 164V165H255ZM1 165V164H0ZM5 165V164H4ZM34 165V164H33ZM108 165V168H107V170L112 166H110L109 167V165L110 164H107ZM220 165V164H219ZM263 165V164H262ZM7 166V165H6ZM13 166V165H12ZM24 166V165H23ZM115 166V165H114ZM121 165H119V167H120ZM132 166V165H131ZM133 166H132V168H130V169H133ZM138 166V165H137ZM149 166V167H148ZM152 168H151V167ZM156 168H155V167ZM199 166V165H198ZM197 166V167H198ZM212 166V168H213V165H211ZM240 166V167H239ZM3 167V166H2ZM22 167V166H21ZM20 167V168H21ZM143 167V168H144ZM260 165H259V169H260ZM6 168H8L9 169V167H6ZM11 168V167H10ZM24 168H26V167H24ZM122 168V167H121ZM121 168H116V172H110V169H109V171H106V173H104V176L105 175H109V177L108 176H105V177H107V178H111L112 177V179H114V178H116L117 179V182H118V177L120 178V179H122L121 178V175L119 174L121 171H123L124 169H121ZM137 168H139V167H137ZM141 168V167H140ZM155 168V169H154ZM204 168V167H203ZM207 168H209V167H207ZM212 168H210V169H212ZM230 168V167H229ZM236 168V167H235ZM264 168V167H263ZM3 169H5V167H3ZM27 169V168H26ZM30 169H33V168H30ZM121 169V170H120ZM126 169V168H125ZM204 169H206V168H204ZM230 169H232V168H230ZM21 171L23 170V169H20ZM19 170V171H20ZM120 172H119V171ZM139 170V169H138ZM140 170H142V169H140ZM149 170V171H148ZM18 171V172H19ZM28 171H29V169H28ZM128 171V172H127ZM148 171V172H147ZM199 171H201V173H202V170H200L199 169ZM198 171V172H199ZM215 171V170H214ZM214 171H213V173L211 172V171H208V173H209V175H212V174H214ZM264 171V170H263ZM263 171H261V172H263ZM108 172V173H107ZM118 172V173H117ZM124 172L126 173L127 172V174L125 175L124 174ZM123 172V174L125 175H122V176H124V178L126 179L124 182L126 183V181L128 180V178H129V182H131V178L130 177H132V176H130L129 175V170L128 169H126L125 171ZM191 172V173H190ZM197 172V173H198ZM204 172V171H203ZM227 172V171H226ZM249 172V173H248ZM260 172V173H261ZM12 173V172H11ZM21 173H23V172H20V174L19 173H17V174H19V177H22V175H21ZM137 173H139V172H137ZM143 173L145 174V175H143ZM189 175H188V174ZM199 174V175H202V174ZM236 173H237V171H236ZM235 172H231V171H229L228 170V172H227V174L225 175V179H226V182H225V184L224 185H226L227 183L229 184V185H226L225 187L227 188L226 189V192H227V190H229V194H230V196H231V198H232V200H231V202H230V209H233L234 211H235V213L236 214H238V216H237V218L240 220L241 219V221H243V220H246L248 217H249V215H247L246 216V218H239V216L241 215L240 213H242V212H245V211H247L248 212V204L246 205V204H244L245 203V200H246V198H248L247 200H251V199H249L250 197H252V196H250V195H253L254 194V192H253V189H254V191H256V192H258L259 190H264V188H263V186H264V178L262 179V176L260 175V176H257L258 174H257V172H256V174L257 175H255V173H253L254 174V176H257L256 178H255V180H254V183L253 184H251V183H247L248 181H247V179L248 178H246V183L245 184H243L242 182H241V186H240V184L239 185H237V183H238V180H239V182L241 181V179L242 178H240L239 179V177L240 176H238L237 174H236ZM24 174H25V172H24ZM28 174V173H27ZM33 174H35V173H32V175ZM131 174V173H130ZM187 176H186V175ZM263 174H264V172H263ZM112 175V176H111ZM116 175V176H115ZM119 175V176H118ZM155 175V177H156V182H154V181H152V180H154L152 177ZM196 175H198V174H196ZM206 175V174H205ZM218 175V174H217ZM0 176H1V173H0ZM34 176H36V175H34ZM115 176V177H114ZM118 176V177H117ZM128 176V177H127ZM135 176H136V173H135ZM186 176V177H185ZM207 176V175H206ZM238 176V179L236 178ZM243 176V179L245 178ZM253 176V175H252ZM253 176V177H254ZM5 177H7V179L10 177H8V175L6 176L5 175ZM16 177H17V175H16ZM15 177V178H16ZM39 177V176H38ZM196 177V176H195ZM204 177V176H203ZM202 177V178H203ZM215 177V176H214ZM1 178H2V176H1ZM31 178V177H30ZM34 179L35 178H37V177H33ZM33 178H31V179H33ZM123 178V179H124ZM133 178V177H132ZM135 178V177H134ZM220 178V177H219ZM10 179H12V177L10 178ZM16 179H18V178H16ZM24 179H25V176H24ZM26 179H27V177H26ZM33 179V180H34ZM40 179V178H39ZM111 179V180H112ZM189 179V180H188ZM221 179V178H220ZM224 179V180H225ZM235 179H237V183H235ZM196 180V179H195ZM222 180V179H221ZM249 180V179H248ZM114 181H115V179H114ZM186 181V182H185ZM188 181V182H187ZM228 181V182H227ZM245 181V180H244ZM243 181V182H244ZM116 182V181H115ZM148 182V183H147ZM185 182V183H184ZM251 182H252V180H251ZM260 182H263L262 183V187L261 188H259V186H260ZM40 183V182H39ZM127 183H128V181H127ZM154 183V184H153ZM155 183H157V190H156V192H154L153 191V189H154V185H155ZM188 183V186L187 185H185V184H187ZM111 184H113V183H111ZM14 185V184H13ZM26 185V184H25ZM115 185V184H114ZM114 185H113V187H114ZM142 185H144V186H142ZM108 186V185H107ZM185 186H187L188 188H189V186H190V188L187 190L186 189V187ZM17 187V186H16ZM28 187V186H27ZM39 187V186H38ZM37 187V188H38ZM41 187V186H40ZM101 187H102V185H101ZM204 187V186H203ZM257 189H255V188ZM18 188V187H17ZM130 188V187H129ZM186 189V191H185V189ZM24 189V188H23ZM19 190V189H18ZM22 190V189H21ZM20 190V191H21ZM28 190H32V189H29L28 188ZM102 190V191H103ZM262 190V191H263ZM26 191H27V188H26ZM25 191V192H26ZM154 193H153V192ZM31 192L32 191H30V194H31ZM34 192V191H33ZM35 192H37V191H35ZM148 192H150V193H153V194H148ZM260 192V191H259ZM259 192L256 194L255 193V195L253 196V198L254 197H256V198H258V196H260L261 197V194H259ZM264 192V191H263ZM16 193V192H15ZM23 193V192H22ZM26 193H28V191L26 192ZM228 193V192H227ZM29 194V193H28ZM27 194V195H28ZM25 195V194H24ZM35 195H37V193H35ZM103 195V196H102ZM153 195V196H152ZM228 195V194H227ZM8 196H9V194H8ZM11 196V195H10ZM14 196V195H13ZM17 196V195H16ZM15 196V197H16ZM30 196V195H29ZM148 196H150V197H148ZM263 196V195H262ZM12 197V196H11ZM18 197V196H17ZM16 197V198H17ZM40 197V196H39ZM1 198V197H0ZM28 198V197H27ZM92 198V199H93ZM262 198H264V196L262 197ZM261 198V199H262ZM12 199V198H11ZM15 199V198H14ZM36 199V198H35ZM260 199V203L261 204H263L262 203V201H264L263 199L261 200ZM1 200V199H0ZM3 200V199H2ZM17 200V199H16ZM27 200V199H26ZM32 199H29L28 198V201H30V202H28V203H31L32 201H31ZM34 200V199H33ZM38 200V199H37ZM247 200H246V203H247ZM253 200H256L255 198L253 199ZM259 200V199H258ZM257 200V201H258ZM4 201V200H3ZM9 201H10V199H9ZM12 201V200H11ZM35 201V200H34ZM40 201V200H39ZM39 201H38V203H36V206H37V204L39 205ZM95 201H93V202H95ZM256 201V202H257ZM13 202V201H12ZM11 202V203H12ZM184 202H185V204L187 205H185L184 204ZM187 202L189 203V204H187ZM193 202V201H192ZM5 203V202H4ZM2 204V203H1ZM20 204V203H19ZM32 204V203H31ZM257 205H258V202L256 203ZM260 204V205H261ZM3 205V204H2ZM1 205V206H2ZM5 205H6V203H5ZM25 205V204H24ZM189 205H192V206H190V208H189ZM244 205V206H243ZM257 205H255L256 207H260L259 205L257 206ZM23 206V205H22ZM29 206V205H28ZM40 206V205H39ZM96 207H98V205L96 204L95 205ZM262 206V205H261ZM38 207V206H37ZM245 207V208H244ZM250 208H252V206H249ZM263 207H264V204H263ZM15 208V207H14ZM18 208V207H17ZM28 208V207H27ZM209 208V207H208ZM244 208V209H243ZM247 208V209H246ZM249 208V209H250ZM4 209V208H3ZM20 209V208H19ZM24 209V208H23ZM6 210V209H5ZM9 209H7L6 211H8ZM29 210V209H28ZM96 210H92V211H96ZM243 210V211H242ZM245 210V211H244ZM258 210H260V208H258ZM264 210V209H263ZM22 211V210H21ZM91 211V212H92ZM208 211V210H207ZM31 212V211H30ZM210 212V211H209ZM247 212H245V213H247ZM254 212V211H253ZM264 212V211H263ZM9 213H11L10 211H9ZM97 212H93V213H91L92 215H93V218H92V216H90L89 218H92V219H94L95 217L98 219L99 218V220L98 221H100V222H103V221H106L105 219L106 218H104V216L102 215V214H96ZM249 213V212H248ZM252 213V212H251ZM255 213H257V212H255ZM2 214V213H1ZM33 214V213H32ZM35 214V213H34ZM88 214V213H87ZM202 214V215H201ZM205 214H207L208 215V213H205ZM211 214V213H210ZM236 214H234V212H233V216L234 217H236L235 215ZM31 215V214H30ZM97 215V216H96ZM109 215V216H108ZM258 215V214H257ZM262 215H264V213L262 214ZM4 216V215H3ZM11 216H13V215H11ZM99 216V217H98ZM103 218H102V217ZM242 216H244V214H242ZM9 217V216H8ZM29 217V216H28ZM32 217V216H31ZM36 217V216H35ZM35 217H32V218H35ZM245 217V216H244ZM261 217H263V216H261ZM4 218H6V217H4ZM95 218V219H96ZM203 218V219H202ZM255 218V217H254ZM26 219V218H25ZM29 219V218H28ZM27 219V220H28ZM88 219V218H87ZM94 219V220H95ZM10 220H11V217H10ZM103 220V221H102ZM235 220H236V218H235ZM237 221L236 220V222L237 223H239V225H243V224H240L241 223V221ZM247 220H249V221H251V218H248ZM29 221H31V220H29ZM33 221H34V219H33ZM97 221V222H98ZM7 222H8V220H7ZM86 222H87V220H86ZM203 222V223H202ZM235 222V223H236ZM99 223V222H98ZM197 223V224H196ZM236 223V224H237ZM243 223V222H242ZM15 224V223H14ZM109 224V223H108ZM245 226H246V224H245ZM249 226V225H248ZM252 226V225H251ZM250 226V227H251ZM256 226H258V225H255V228H256ZM95 227V226H94ZM254 227V226H253ZM242 228H244V226L242 227ZM246 228V227H245ZM108 229V228H107ZM106 229V230H107ZM113 229V230H114ZM210 229V228H209ZM232 229H235V228H232ZM253 228H250V230H252ZM78 226H74V228H73V232H78ZM113 230H112V232H113ZM239 229H237V231H238ZM244 230V229H243ZM248 230V229H247ZM256 230H258L257 228H256ZM255 230V231H256ZM111 231V230H110ZM209 231V230H208ZM240 232H242L241 230H239ZM245 231V230H244ZM243 231V232H244ZM155 232H158V233H155ZM195 232V233H194ZM249 232V231H248ZM251 232V231H250ZM169 233H168V235H169ZM160 234H161V236H160ZM210 234V233H209ZM88 235H90V234H88ZM87 235V236H88ZM158 235V236H157ZM167 235V234H166ZM87 236H85L84 235V238L86 239V237ZM120 236V235H119ZM170 236H172L171 234H170ZM169 236V237H170ZM82 237H83V235H82ZM91 237V238H90ZM90 237H87V240L88 239H90L89 241L91 242L92 240H94V238H92V237H94V236H92V234L90 235ZM114 237V236H113ZM157 237V238H156ZM160 237V238H159ZM97 238H101V240L103 239V237H97L96 236V238H95V240H96V243L98 244V242H100L101 243V241L99 240H97ZM108 238V237H107ZM117 238V237H116ZM154 238H156V239H154ZM168 238V237H167ZM177 238V237H176ZM175 238V239H176ZM180 238V237H179ZM178 238V239H179ZM13 239H16V238H13ZM82 239V238H81ZM92 239V240H91ZM109 239V238H108ZM215 239H217V238H215ZM5 240V239H4ZM84 240V239H83ZM117 240V239H116ZM115 240V241H116ZM158 240V241H159ZM16 241V240H15ZM21 241V240H20ZM88 241V242H89ZM112 241V240H111ZM114 241V240H113ZM164 241V242H163ZM166 241V242H165ZM168 241H173V240H170V238H169V240ZM2 242V241H1ZM10 242V241H9ZM90 242H89V245H90ZM120 242V243H121ZM159 242V243H160ZM174 242H175V240H174ZM15 243H17V242H15ZM21 243V242H20ZM25 243V242H24ZM74 243L75 244H77L76 243V241H74ZM87 243V242H86ZM96 243H95V245H96ZM177 243H178V241H177ZM2 244V243H1ZM4 244H5V242H3V246H4ZM27 244V243H26ZM82 244H84V243H82ZM88 244V243H87ZM164 244V245H163ZM167 244V245H166ZM6 245H7V243H6ZM18 245H20V244H18ZM163 245V246H162ZM177 245H179V243L177 244ZM2 246V247H3ZM8 246H10V244H8ZM23 246V245H22ZM21 246V247H22ZM84 246H87V245H84ZM90 246H93V245H90ZM100 246H101V244H100ZM1 247V246H0ZM5 247H7V246H5ZM13 247H15V246H13ZM12 247V248H13ZM105 247V246H104ZM164 247V248H163ZM168 247H169V245H168ZM172 247V246H171ZM20 248V247H19ZM24 248H26V245H25V247ZM28 248V247H27ZM26 248V249H27ZM29 248H31V247H29ZM101 248V247H100ZM102 248H103V246H102ZM116 248V247H115ZM163 248V249H162ZM170 248V247H169ZM228 248V247H227ZM7 249H8V247H7ZM10 249V248H9ZM15 249V248H14ZM25 249V250H26ZM91 249V248H90ZM93 249V248H92ZM105 249V248H104ZM108 249H110V247L108 248ZM176 249V248H175ZM13 250V249H12ZM11 250V251H12ZM87 250H89V249H87ZM95 250V249H94ZM98 250H99V248H98ZM102 250V249H101ZM115 250V249H114ZM148 250V251H147ZM156 250H157V246H156ZM165 250H163V251H165ZM227 250V249H226ZM229 250H230V247H229ZM1 251V250H0ZM3 251V250H2ZM7 252L6 253H10L11 254V252H8V250H6ZM19 251H21V250H19ZM27 251H28V249H27ZM158 251H159V247H158ZM158 251H156V252H158ZM182 251V250H181ZM23 252V251H22ZM230 252V251H229ZM3 253V252H2ZM6 253H4V254H6ZM13 253H14V256H16V258H14V260H16V261H13V262H17V258L19 257V255L21 254V252H20V254H15V250L13 251ZM25 253H27V252H25ZM25 253H23V254H25ZM94 253V252H93ZM92 253V254H93ZM116 252H114V254H115ZM178 253V252H177ZM176 253V254H177ZM113 254V257L115 256L116 258L118 257V256H116V255H114ZM117 254V253H116ZM166 254V255H165ZM235 254V253H234ZM233 254V256L235 257V255ZM11 255H13V254H11ZM26 255V254H25ZM164 255H165V257H167L166 259H164L165 257H164ZM175 255V254H174ZM173 255V256H174ZM18 256V257H17ZM86 256V255H85ZM122 256H124V255H122ZM122 256L120 257V255H119V259H121L122 258ZM127 256H124L125 257V259L127 258V260L129 259ZM179 256V255H178ZM4 257V256H3ZM23 257H25V256H23ZM22 256H21V258H23ZM82 257H84V256H82ZM81 257V258H82ZM93 257H95V256H93ZM112 255L109 257V258H111L110 260V263H112V262H114L115 261V259L114 260H112ZM163 257V258H162ZM176 257V256H175ZM218 257V258H217ZM5 258V257H4ZM7 258V257H6ZM20 258V259H21ZM26 258V257H25ZM86 258H87V256H86ZM85 258V259H86ZM101 258V257H100ZM100 258H98L99 260H100ZM27 259V258H26ZM4 260V259H3ZM23 260V259H22ZM28 260V259H27ZM80 260H82V259H80ZM122 260H124V259H122ZM125 261L126 262V264L128 263V261ZM172 260V259H171ZM175 259H173L172 260V262L174 263L175 261H174ZM215 260V261H216ZM26 261V260H25ZM119 261V260H118ZM164 261H165V263H164ZM214 261V262H215ZM1 263L2 262H4V261H0ZM10 262H11V260H10ZM27 262V261H26ZM107 262V261H106ZM155 262V263H154ZM178 262H175L176 264H178ZM217 262V261H216ZM18 263V262H17ZM24 263V262H23ZM22 262L20 263V264H23ZM99 262H97V264H98ZM122 263V262H121ZM124 263V262H123ZM13 264V263H12ZM88 264V263H87ZM93 264H95V263H93ZM213 264V263H212ZM238 264H239V262H238Z\"/></svg>",
    "mask_w": 264,
    "mask_h": 264
}]
</instances>
